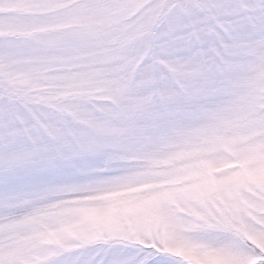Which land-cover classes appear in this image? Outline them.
<instances>
[{"label": "snow or ice", "instance_id": "snow-or-ice-1", "mask_svg": "<svg viewBox=\"0 0 264 264\" xmlns=\"http://www.w3.org/2000/svg\"><path fill=\"white\" fill-rule=\"evenodd\" d=\"M0 264H264V0H0Z\"/></svg>", "mask_w": 264, "mask_h": 264}]
</instances>
